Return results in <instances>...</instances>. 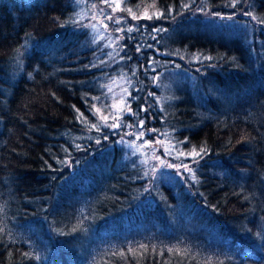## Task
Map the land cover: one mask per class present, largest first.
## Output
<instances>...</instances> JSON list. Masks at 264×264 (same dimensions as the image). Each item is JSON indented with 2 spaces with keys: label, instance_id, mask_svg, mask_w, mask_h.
<instances>
[{
  "label": "trees",
  "instance_id": "1",
  "mask_svg": "<svg viewBox=\"0 0 264 264\" xmlns=\"http://www.w3.org/2000/svg\"><path fill=\"white\" fill-rule=\"evenodd\" d=\"M151 1L163 56L134 73L70 0H0V264H264V0Z\"/></svg>",
  "mask_w": 264,
  "mask_h": 264
},
{
  "label": "rangeland",
  "instance_id": "2",
  "mask_svg": "<svg viewBox=\"0 0 264 264\" xmlns=\"http://www.w3.org/2000/svg\"><path fill=\"white\" fill-rule=\"evenodd\" d=\"M138 0L137 3L132 4L129 0H70V4L76 10V17L80 20L81 25L86 29L91 40L95 42H101L102 46L114 50L118 56L125 52L127 47L132 46V53L125 59L133 66V72L135 73L143 65L144 60L141 59V52L151 51L162 57L158 51L155 50L159 35L154 34L157 27L154 28V20H158L159 24H165L164 21H160V14L154 9L153 1L143 0L146 2L141 5ZM116 4H119V8H116ZM115 9V10H114ZM131 9V12L129 11ZM199 11L194 12V14ZM202 15L205 17H213V14L206 12ZM218 17V15H216ZM135 17V18H134ZM151 17V18H148ZM227 18L233 16H225ZM245 17V16H242ZM240 17V18H242ZM248 18V17H247ZM244 19V18H242ZM119 21V22H117ZM162 25H160L161 27ZM131 29V30H130ZM149 62L147 68H149ZM155 66V65H153ZM143 70H146L142 68ZM168 69H163L160 74L165 76ZM139 71H142L141 69ZM118 76L112 79L113 83L110 84L112 89V103L111 107L117 112L128 113V95L129 89L126 84V72H120ZM116 125L114 129L121 128L119 120H114L113 125ZM149 132L147 131V134ZM127 136L131 135V138L127 137L126 144L129 148L136 150L138 153L146 156L148 150L150 154H147V159H151L155 174L165 175L168 171L173 172L178 178L184 179L187 175L185 170V164L181 161H169L167 154L170 151V146H165L155 138H146L142 135L143 142L139 139V131L127 132Z\"/></svg>",
  "mask_w": 264,
  "mask_h": 264
},
{
  "label": "snow or ice",
  "instance_id": "3",
  "mask_svg": "<svg viewBox=\"0 0 264 264\" xmlns=\"http://www.w3.org/2000/svg\"><path fill=\"white\" fill-rule=\"evenodd\" d=\"M119 4H116V8H119ZM185 7H187L186 5H185ZM115 10V9H114ZM129 11L131 12V9H129ZM135 18V17H134ZM148 18H151V17H148ZM255 18V17H254ZM117 22H119V21H117ZM131 30V29H130ZM103 119H108V117H103ZM141 125H143V120H141ZM92 127H96V125H92ZM112 127H116V125L114 124V125H112ZM205 151V149H203V148H201V150H200V152H204ZM200 152H196L195 150H193V152H191V153H189V155H193V156H198V155H200ZM182 155H183V153H182ZM185 167V170L186 171H191V169H189L188 167H187V165H185L184 166ZM193 179H195V177H193Z\"/></svg>",
  "mask_w": 264,
  "mask_h": 264
}]
</instances>
